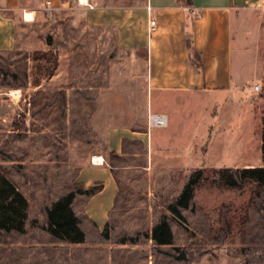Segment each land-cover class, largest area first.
<instances>
[{
  "label": "rangeland",
  "instance_id": "1",
  "mask_svg": "<svg viewBox=\"0 0 264 264\" xmlns=\"http://www.w3.org/2000/svg\"><path fill=\"white\" fill-rule=\"evenodd\" d=\"M43 6L39 16L18 24L13 49L0 53V206L2 192L11 198L17 191L24 199L21 230L0 228V264H26L27 258H18L22 234L45 230V209L54 201L69 192L101 190L99 183L84 188L79 173L102 155L116 168L119 193L106 228L98 233L83 223L89 232L85 264H264V191L250 182L228 188L217 181L222 169L263 166L264 11L247 14L242 26L246 73L237 74L244 83L240 93L208 103L191 99L196 156L159 159V137L175 142V124L186 110L171 104L173 126L158 132L153 159H117L107 151L108 132L148 129L149 116L158 115L148 110L144 74L83 10L53 14ZM200 169L203 179L189 207L180 209L179 223L168 206ZM92 195L75 196L71 208L80 217ZM163 217L171 245L150 239Z\"/></svg>",
  "mask_w": 264,
  "mask_h": 264
},
{
  "label": "crops",
  "instance_id": "2",
  "mask_svg": "<svg viewBox=\"0 0 264 264\" xmlns=\"http://www.w3.org/2000/svg\"><path fill=\"white\" fill-rule=\"evenodd\" d=\"M42 5L53 14L83 10L96 29L109 30L112 45L128 54L144 74L148 110L151 113L155 109L152 113L167 119L163 127L111 129L107 151L117 159H153L152 146H156L158 132L161 136L173 126L168 112L171 104H184L186 110L175 124L179 127L175 142L169 136L159 137L164 145L158 152L159 159L190 160L196 156L197 130L190 128L192 113L188 111L191 99L200 97L208 103L217 95L240 93L244 83L237 74L246 73L242 26L247 14L264 11V0H0V53L13 49L23 14L39 16ZM170 142L181 145L170 146ZM137 145L141 151L131 150ZM97 158L101 163L83 168L79 177L84 188L97 183L102 188L83 202L82 219L73 210L85 234L84 242L70 244L46 230L27 231L21 237L20 261L27 258L26 264H85L83 247L89 232L83 223L92 224L100 233L109 222L119 193L113 175L116 168L106 164L104 155L93 159Z\"/></svg>",
  "mask_w": 264,
  "mask_h": 264
},
{
  "label": "trees",
  "instance_id": "3",
  "mask_svg": "<svg viewBox=\"0 0 264 264\" xmlns=\"http://www.w3.org/2000/svg\"><path fill=\"white\" fill-rule=\"evenodd\" d=\"M261 157L263 166L243 168L230 171L222 169L217 172V181L219 184L228 188H241L245 183H253L258 190L264 191V121L261 135ZM203 170H196L187 179L174 205L168 206V210L173 217L184 223V218L180 209H187L193 199L195 188L203 179ZM96 190H79L69 192L65 196L54 201L45 209L47 225L45 230L54 238L68 242L70 244H82L85 240V234L79 226V219L73 212L71 204L77 194L92 195ZM0 206V228L4 232L19 231L23 225L24 217V199L20 192H14L11 198H7V193H1ZM106 228V226H105ZM105 236L107 234L105 233ZM150 239L156 245H171L172 233L167 223L166 217H163L150 232Z\"/></svg>",
  "mask_w": 264,
  "mask_h": 264
},
{
  "label": "built area",
  "instance_id": "4",
  "mask_svg": "<svg viewBox=\"0 0 264 264\" xmlns=\"http://www.w3.org/2000/svg\"><path fill=\"white\" fill-rule=\"evenodd\" d=\"M49 5V2H47L46 6ZM154 27V22H150V30H153ZM260 87L258 85L254 86V91H259ZM148 123L150 126H166L167 124V119L163 115H150L148 118Z\"/></svg>",
  "mask_w": 264,
  "mask_h": 264
},
{
  "label": "bare ground",
  "instance_id": "5",
  "mask_svg": "<svg viewBox=\"0 0 264 264\" xmlns=\"http://www.w3.org/2000/svg\"><path fill=\"white\" fill-rule=\"evenodd\" d=\"M80 2L81 3H85L86 0H80ZM23 18H24L25 21H29L30 22V21H32L33 16L31 14L24 13L23 14ZM93 162L99 164V163H101V160L99 158H97V159H93Z\"/></svg>",
  "mask_w": 264,
  "mask_h": 264
}]
</instances>
